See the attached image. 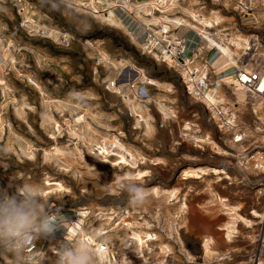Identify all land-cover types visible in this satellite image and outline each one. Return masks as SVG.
<instances>
[{
	"label": "rangeland",
	"instance_id": "obj_1",
	"mask_svg": "<svg viewBox=\"0 0 264 264\" xmlns=\"http://www.w3.org/2000/svg\"><path fill=\"white\" fill-rule=\"evenodd\" d=\"M149 1L0 0V191L39 184L62 221L53 237L31 243L26 264H55L52 251L63 239L117 242L129 233L134 264L141 255L151 264L264 263L262 107L243 92L238 100L233 86L216 92L244 128L233 142L206 103L186 92L180 73L143 51L131 18L141 24L134 7ZM173 3L177 17L195 18L194 29L237 55L229 64L204 42L221 71L249 41L257 43V64L264 61V0ZM108 11L120 26L102 19ZM114 142L133 157L128 166L96 159L98 147L113 150ZM125 176L149 190L142 207L130 206ZM46 182L62 191L45 195ZM0 264L16 261L4 256Z\"/></svg>",
	"mask_w": 264,
	"mask_h": 264
},
{
	"label": "built area",
	"instance_id": "obj_2",
	"mask_svg": "<svg viewBox=\"0 0 264 264\" xmlns=\"http://www.w3.org/2000/svg\"><path fill=\"white\" fill-rule=\"evenodd\" d=\"M239 6L243 11H249L251 8L249 3L248 5L239 3ZM134 9L137 11V15H142L144 19L139 24L135 17L131 18L132 22L137 23L142 30L143 51L154 56L158 62L179 72L186 92L206 103L212 120L218 128L231 134L233 142H241L244 137V128L236 123L234 106L231 108L218 102L213 104L207 100L206 94L213 91L214 97L218 99L215 94L222 87H238L249 98L258 100L264 112V90H262L264 87V61L257 64V43L249 41L236 64L224 70V72L231 70V74L217 78L216 69H212L210 66V62L215 60L216 55L210 53L211 49L207 51V47H204L203 44L209 42L204 35L193 28V26H199L195 18L189 17L190 20H188L177 17L178 15L176 16L173 12L175 10L173 0H152L142 5L138 4ZM194 16L203 19L199 15ZM181 29H188L196 40L193 37L188 39L179 36L178 32ZM205 35L207 36L208 33ZM242 77L247 79H242ZM229 78L233 81L225 83ZM131 225L125 224L128 232L132 230ZM76 230H80L78 219L74 234ZM107 232L99 233V237L104 236ZM131 234L120 237L117 242L97 241L90 237H85L82 240H91L98 264H134L130 253L133 244ZM52 255L56 256V249L52 251ZM136 260H141V264H151L147 256L145 259L141 255Z\"/></svg>",
	"mask_w": 264,
	"mask_h": 264
},
{
	"label": "clouds",
	"instance_id": "obj_3",
	"mask_svg": "<svg viewBox=\"0 0 264 264\" xmlns=\"http://www.w3.org/2000/svg\"><path fill=\"white\" fill-rule=\"evenodd\" d=\"M122 188L132 207H142L150 199L149 190L133 177ZM50 209L39 184L23 183L11 195L0 191V257L11 256L16 264H26L25 253L32 242L62 230V221ZM55 248V264H98L91 240L63 239Z\"/></svg>",
	"mask_w": 264,
	"mask_h": 264
},
{
	"label": "bare ground",
	"instance_id": "obj_4",
	"mask_svg": "<svg viewBox=\"0 0 264 264\" xmlns=\"http://www.w3.org/2000/svg\"><path fill=\"white\" fill-rule=\"evenodd\" d=\"M100 16H101V14H100ZM102 17V19L103 20H105V21H107L108 23H110L111 25H116V26H120V22L118 21V19L115 17V15H114V13L112 12V11H108L106 14H104V15H102L101 16ZM206 24V26H205V28L207 27V26H209L207 23H205ZM205 33L206 32H204L202 35H204L205 37H206V39H207V41L211 44V45H213L214 47H216L219 51H220V56H223V58L226 60V62H229V64H234L235 63V58H236V56L237 55H235V54H233L231 51H230V49H228V48H224V47H221L220 45H218V44H216L214 41H212L211 39H209L206 35H205ZM132 77H130V76H127V80L128 81H132ZM126 80V79H125ZM127 80H126V82H127ZM127 84H128V82H127ZM131 84V83H130ZM119 85V84H118ZM235 88H237L238 89V93H237V99L239 100V99H243L244 98V94H246L244 91H241L238 87H235ZM240 92H243V93H240ZM213 94V95H212ZM206 97L208 98L207 100H209L211 103H213V104H216L217 102L218 103H220V101H219V99H216L215 97H214V93L212 92V93H208V94H206ZM236 105V104H235ZM233 107V106H232ZM111 147L110 148H112V144L110 145ZM113 147H114V149L112 150V149H107V148H105V147H98L97 149H96V154H95V156H96V159L97 160H107V157H115L116 159L114 160L115 162L114 163H116V164H118V165H126V166H128L129 165V162L133 159V157L131 156V155H129L128 153H125L126 151L122 148V146L120 145V144H118V142H114V145H113ZM58 151V150H57ZM124 153V154H123ZM109 159V158H108ZM112 165V164H111ZM214 171H216V169H214ZM204 172H205V170H204ZM203 172V173H204ZM216 173V172H215ZM218 173V172H217ZM216 173V174H217ZM127 175V174H126ZM185 175H189V176H195V173L194 174H192V172H189V173H185ZM197 175V174H196ZM130 176V175H129ZM126 177V176H125ZM126 178H128V177H126ZM45 186H47V187H49L50 189H47V190H45L44 191V194L45 195H48V194H50L51 193V187H55L54 188V191L55 192H61L62 191V188H61V186L59 185V184H57V183H51V182H46L45 183ZM157 190V189H156ZM156 190H154V191H152V193H154L155 195H158L157 194V191ZM183 208H181V210H182ZM234 211V210H233ZM232 211V212H233ZM234 213V212H233ZM83 212H80V213H78V222H81V219L82 218H84V216H83ZM226 230H227V232H228V234L230 233L229 231H231L232 229L230 228V227H226ZM72 231V230H71ZM103 235V234H102ZM209 243H210V241H208V240H206V241H204L203 242V245H202V249H203V252H204V254H207V253H210L211 251H210V249H209ZM98 261V260H97ZM99 261H100V259H99ZM261 264H264V263H261Z\"/></svg>",
	"mask_w": 264,
	"mask_h": 264
},
{
	"label": "crops",
	"instance_id": "obj_5",
	"mask_svg": "<svg viewBox=\"0 0 264 264\" xmlns=\"http://www.w3.org/2000/svg\"><path fill=\"white\" fill-rule=\"evenodd\" d=\"M178 35L181 36V37H186L188 39L189 38L192 39V37L194 38V35L188 29H181V30H179ZM194 40H196V39L194 38ZM194 40H192V41H194ZM210 66H211L212 69H217L216 70V72H217V78H220L222 76H225V75L229 74V72H230V71L224 72V71H221L220 69H218V67L220 66L219 61H215L214 60V61L210 62Z\"/></svg>",
	"mask_w": 264,
	"mask_h": 264
},
{
	"label": "snow or ice",
	"instance_id": "obj_6",
	"mask_svg": "<svg viewBox=\"0 0 264 264\" xmlns=\"http://www.w3.org/2000/svg\"><path fill=\"white\" fill-rule=\"evenodd\" d=\"M242 79H247L246 77H242ZM262 90H264V87H262Z\"/></svg>",
	"mask_w": 264,
	"mask_h": 264
}]
</instances>
